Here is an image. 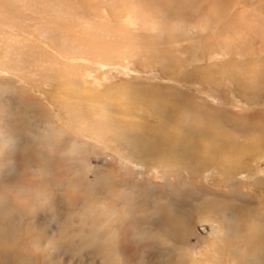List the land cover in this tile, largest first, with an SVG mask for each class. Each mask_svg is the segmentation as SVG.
<instances>
[{
    "label": "rangeland",
    "instance_id": "rangeland-1",
    "mask_svg": "<svg viewBox=\"0 0 264 264\" xmlns=\"http://www.w3.org/2000/svg\"><path fill=\"white\" fill-rule=\"evenodd\" d=\"M168 201L182 253L141 237ZM114 229L129 264H264V0H0V264H105Z\"/></svg>",
    "mask_w": 264,
    "mask_h": 264
},
{
    "label": "bare ground",
    "instance_id": "bare-ground-1",
    "mask_svg": "<svg viewBox=\"0 0 264 264\" xmlns=\"http://www.w3.org/2000/svg\"><path fill=\"white\" fill-rule=\"evenodd\" d=\"M147 111V110H146ZM228 128V127H227ZM229 129V128H228ZM119 130V129H118ZM201 131V130H200ZM220 133V132H219ZM54 136V132L53 131H51V132H48V133H43V134H40L36 139L37 140H40V141H43V142H45V141H47V143L49 142L50 144H54V141L52 140V137ZM56 138V137H55ZM35 139V138H34ZM36 140V141H37ZM130 141H131V139H130ZM127 143V142H126ZM132 143V142H131ZM136 143V142H135ZM207 144V143H206ZM38 145V144H37ZM124 145H125V143H124ZM130 147V146H129ZM201 149V148H200ZM133 150H135V149H133ZM136 152V151H135ZM153 152H155V151H153ZM161 152V151H160ZM206 152V151H205ZM155 155V154H154ZM148 156V155H147ZM146 156V157H147ZM149 157H150V155H149ZM156 157V156H155ZM162 157V156H161ZM235 157H236V154H235ZM149 160H150V158H148ZM230 160H234V158H232V159H230ZM231 162V161H230ZM232 162H234V161H232ZM237 163V162H236ZM155 165V164H154ZM93 183V182H92ZM97 184V183H96ZM102 186V185H101ZM184 189V188H183ZM86 190H87V188H86ZM85 190V191H86ZM91 190H92V188H91ZM107 191V194H108V197L110 198L109 200H111L113 203H116V202H119V203H122V204H124V206L125 207H127V214H129V213H131V212H133V209L136 207L135 206V204H134V202H133V197H135L134 195H131V194H122V193H119V194H116V193H113L112 191H110V190H106ZM196 192V191H195ZM132 193V192H131ZM199 195V194H198ZM146 197V196H145ZM190 199V198H189ZM212 199V198H211ZM194 200V199H193ZM212 200H214V199H212ZM209 201H210V199H209ZM208 201V202H209ZM136 202V201H135ZM138 202V201H137ZM169 203H168V206H171V208H170V210H171V212L168 214V213H166V212H164L165 214H161V212L162 211H160V207L159 208H156L154 205H152V207H150V208H148L149 209V211L152 213L151 214V216L153 217V219H156V220H158L157 222H154L153 224H152V227H144L145 229H144V233L141 235V237L143 236L144 238H146L147 236L148 237H153V238H155V239H158V240H164V241H166L168 244H172L173 245V248H174V250L175 251H179V252H181L182 253V251H180L181 250V248H180V246H178L179 244H180V241L179 242H177V243H175V242H172L173 240V238H176L175 236H176V234H175V236L173 237L172 235H171V231L172 230H177V232H179V233H181V235H184L183 234V230H185L186 228L188 229V227H185V226H187L185 223H184V225H182V223L181 222H183V220L181 219V216L179 217V214H178V217L180 218V221L178 222L177 220H176V216L175 217H173L172 215H173V213H172V211H174V210H176L177 208H179V206H176V207H174V204H175V202H171V201H168ZM151 203V202H150ZM152 204V203H151ZM154 204H156V203H154ZM147 205V204H146ZM150 206V205H149ZM112 207V205H109L108 203H107V201H106V203H104V208L106 209V210H109L110 208ZM137 211V210H136ZM177 211V210H176ZM189 212V211H188ZM237 212V211H236ZM187 214V213H186ZM192 215H193V212H192ZM115 216V218H116V220H114V221H117V223L118 224H122V223H125V222H128L127 221V219H123L122 217L121 218H118V216H117V214L116 215H114ZM150 216V215H149ZM173 217V219H175L174 221L173 220H170L169 218L170 217ZM113 217V216H112ZM262 217V216H261ZM126 218H128V217H126ZM138 218V217H137ZM142 218V217H141ZM238 218V217H237ZM111 219V218H110ZM129 219V218H128ZM136 219V218H135ZM139 219V218H138ZM143 219V218H142ZM151 219V218H150ZM233 219V218H232ZM113 220V219H112ZM242 220V219H241ZM186 221V220H185ZM113 222V221H112ZM137 222V221H136ZM241 222V221H240ZM114 223V222H113ZM244 223L245 224H248V218H245L244 219ZM115 224V223H114ZM144 224V223H143ZM193 224V223H192ZM242 224V223H241ZM23 225H26V224H23ZM146 225V224H145ZM147 225H148V223H147ZM232 225V224H231ZM239 225V224H238ZM120 226V225H119ZM113 227V226H112ZM138 227V226H137ZM109 228V227H108ZM142 228V227H141ZM193 228V227H192ZM240 228V227H239ZM241 228H242V226H241ZM138 229V228H137ZM190 230H191V227L189 228ZM188 229V230H189ZM103 230V229H102ZM119 230V229H118ZM193 231V230H192ZM231 232V231H230ZM107 233V234H106ZM115 233V234H114ZM142 233V232H141ZM164 233H166V237L164 238V236H163V234ZM178 233V234H179ZM92 234V233H91ZM248 234V233H247ZM9 235H10V233H8V232H2L1 230H0V238H8L9 237ZM94 235H95V237L97 238V243L94 245V247L96 248H94L95 250H97L98 252H100V251H102L100 248H104V250H106L105 249V246H107V244H108V242H111V244H112V246H111V250L110 249H107V250H109L110 251V253L108 254V256H107V258H108V262H104L105 264H129V262L128 261H126L123 257L121 258V253H120V248H119V246L117 245V230H113V231H108V232H102L101 230H96L95 232H94ZM181 235L179 234L177 237L179 238V237H181ZM92 236H93V234H92ZM259 236V235H258ZM53 237V236H52ZM51 237V238H52ZM139 237V239H140V236H138ZM185 237V236H184ZM233 237V236H232ZM50 238V239H51ZM114 238V241L113 240H109V239H113ZM143 238V239H144ZM167 238V239H166ZM148 239V238H147ZM181 239V238H180ZM154 240V239H153ZM254 240H258V239H254ZM254 240H252V241H254ZM51 242H52V240H51ZM249 243V242H248ZM164 244V243H163ZM178 244V245H177ZM102 246V247H101ZM183 247H185V246H183ZM107 248V247H106ZM165 248V247H164ZM169 248V247H168ZM263 249V248H262ZM171 252V251H170ZM169 257H170V255H169ZM259 257V256H258ZM178 259H176V261H177ZM253 262V261H252ZM251 262V263H252ZM185 263H186V261H185ZM165 264V263H164ZM167 264H176V263H174V262H169V263H167ZM180 264V263H179ZM181 264H183V262L181 263ZM257 264V263H256Z\"/></svg>",
    "mask_w": 264,
    "mask_h": 264
}]
</instances>
